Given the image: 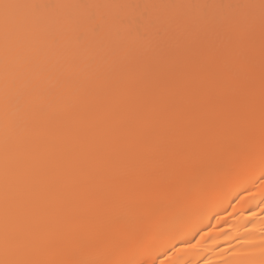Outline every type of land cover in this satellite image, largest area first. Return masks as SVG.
<instances>
[{"label": "bare ground", "instance_id": "1", "mask_svg": "<svg viewBox=\"0 0 264 264\" xmlns=\"http://www.w3.org/2000/svg\"><path fill=\"white\" fill-rule=\"evenodd\" d=\"M18 2L87 7L41 8L35 23L13 37L7 48L0 28V258L4 256L6 200L10 229L17 227L21 212L37 209L48 213V223L37 222V228H54L63 210L51 200L79 198V162L91 159L101 145L126 137L128 132L120 125L126 116L135 113L137 123L146 125L162 113L187 107L200 93L223 97V91L207 81L185 55L194 46L205 52L223 48L239 73L233 81L239 93L232 103L240 104L236 123L229 128L234 137L246 132L244 105L251 75L254 99H259L255 111L258 137L260 0ZM219 4L257 7H202ZM25 13L32 14L31 10ZM82 16L110 22L108 36L87 46L66 38L64 47L57 48L53 39L61 30L59 21ZM137 18L145 21L144 37L137 35L135 25L121 22ZM249 32L254 34L250 47ZM221 75L232 80L230 75ZM259 175L257 159L254 173L237 181L234 191L230 188L207 209L193 204L178 211L165 201L169 211L148 233L137 226V202L129 212L128 231L120 238L132 239L134 246L125 253L119 240H113L89 255L129 258L136 264H150L153 259L157 264H251L253 245L262 238L264 203L245 189L255 192ZM197 242V247H189Z\"/></svg>", "mask_w": 264, "mask_h": 264}, {"label": "snow or ice", "instance_id": "2", "mask_svg": "<svg viewBox=\"0 0 264 264\" xmlns=\"http://www.w3.org/2000/svg\"><path fill=\"white\" fill-rule=\"evenodd\" d=\"M68 7L87 6L0 0V28L6 48L13 37L35 23L36 13L41 8L55 10ZM202 7L255 8L257 5ZM258 7L261 10L262 56L258 137L251 75L246 90V132L243 136L234 137L229 128L236 123L232 101L239 90L233 81L239 79V73L223 48L205 52L201 46H194L185 55L190 56L205 73L207 81L223 91V97L200 93L187 107L162 113L146 125L137 123L135 113L126 116L120 121L121 127L128 132L126 137L101 145L91 159L79 162V198L58 197L51 200L52 205L63 210L54 228H37V222L48 223V213L37 209L21 212L17 227L10 229L6 200L4 256L0 258V264H136L129 258L99 259L89 253L113 240H119L125 253L134 246L132 239L120 238L128 231L129 212L137 202L140 205L137 226L148 233L169 211L165 201L178 211L193 204L210 208L215 201L225 197L230 188L234 191L233 185L237 181L254 173L257 159L260 175L254 181L257 185L255 192L250 189L245 191L253 198L259 195L264 203V0H260ZM25 10H31L32 14H26ZM121 22L135 25L138 36L147 35L142 31L144 20L137 18ZM248 22L251 24L253 20ZM59 23L61 30L53 39L57 48L64 47L66 38L90 45L105 39L110 29V22L86 16L65 17ZM246 39L250 47L254 34L249 32ZM245 59L251 64L250 57L245 56ZM89 60L93 62L94 58ZM221 73L230 75L232 80L225 79ZM8 86L6 78V93ZM48 203L46 200L45 204ZM240 203L243 206L245 201ZM260 211L264 212V208ZM198 244H190L189 247L195 248ZM253 247L256 251L252 253L254 259L251 264H264V226L261 240ZM150 264L157 262L153 259Z\"/></svg>", "mask_w": 264, "mask_h": 264}, {"label": "rangeland", "instance_id": "3", "mask_svg": "<svg viewBox=\"0 0 264 264\" xmlns=\"http://www.w3.org/2000/svg\"><path fill=\"white\" fill-rule=\"evenodd\" d=\"M259 102V99H254V109H255V111L257 110L256 109V103H258ZM240 104V103H239ZM238 104V105H239ZM238 105H236V104H233V106H234V112H235V115H236V113L238 112ZM244 108H246V104L244 105ZM234 115V116H235Z\"/></svg>", "mask_w": 264, "mask_h": 264}]
</instances>
